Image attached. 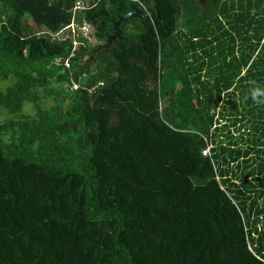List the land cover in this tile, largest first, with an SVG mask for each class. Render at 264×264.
<instances>
[{"label":"trees","instance_id":"1","mask_svg":"<svg viewBox=\"0 0 264 264\" xmlns=\"http://www.w3.org/2000/svg\"><path fill=\"white\" fill-rule=\"evenodd\" d=\"M138 1L0 0V264H264V0Z\"/></svg>","mask_w":264,"mask_h":264},{"label":"built area","instance_id":"2","mask_svg":"<svg viewBox=\"0 0 264 264\" xmlns=\"http://www.w3.org/2000/svg\"><path fill=\"white\" fill-rule=\"evenodd\" d=\"M134 1L139 2L138 0H134ZM143 9L144 11L147 10L144 6H143ZM83 10H85V6L82 0H75V5L72 10L73 17H72L71 23L56 33L48 32L52 36L53 40H56L58 42H64L66 40H71L73 44V51H75L80 46H86V45L93 46L95 44V39H94V34H93L94 28L92 27V25L86 22L80 24L79 22L76 21L77 20L76 17ZM58 62L60 63L61 60ZM66 66L69 67L68 60L66 61ZM210 149L211 147L209 146L204 151L203 153L204 156L210 155Z\"/></svg>","mask_w":264,"mask_h":264},{"label":"water","instance_id":"3","mask_svg":"<svg viewBox=\"0 0 264 264\" xmlns=\"http://www.w3.org/2000/svg\"><path fill=\"white\" fill-rule=\"evenodd\" d=\"M207 0H201V3L204 4ZM142 10H140L139 8H137L136 6L132 5L131 7V12H129L128 14L122 15L119 17L118 21L114 22L113 26H114V33L109 36L107 43L101 47L98 48V52L102 51V50H108L109 47L115 43L117 40L123 38L121 37L122 35V30L120 29V26L122 23L124 22H128V21H132L134 19H139L142 20Z\"/></svg>","mask_w":264,"mask_h":264},{"label":"clouds","instance_id":"4","mask_svg":"<svg viewBox=\"0 0 264 264\" xmlns=\"http://www.w3.org/2000/svg\"><path fill=\"white\" fill-rule=\"evenodd\" d=\"M250 97L256 104H264V88L254 86L250 89Z\"/></svg>","mask_w":264,"mask_h":264},{"label":"rangeland","instance_id":"5","mask_svg":"<svg viewBox=\"0 0 264 264\" xmlns=\"http://www.w3.org/2000/svg\"><path fill=\"white\" fill-rule=\"evenodd\" d=\"M12 80H9V81H7V82H4L5 84H1V86H0V89H2V90H4L5 88H6V86H7V83H9V82H11ZM30 110H32V109H30ZM3 116H7V114L6 113H4L3 115H2V118H3Z\"/></svg>","mask_w":264,"mask_h":264}]
</instances>
